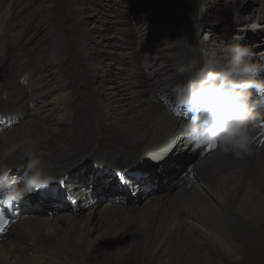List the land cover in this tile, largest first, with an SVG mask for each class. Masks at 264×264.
Masks as SVG:
<instances>
[{
	"label": "rangeland",
	"instance_id": "rangeland-1",
	"mask_svg": "<svg viewBox=\"0 0 264 264\" xmlns=\"http://www.w3.org/2000/svg\"><path fill=\"white\" fill-rule=\"evenodd\" d=\"M187 18L190 21L187 22L188 28L185 29ZM192 36L197 42H201L198 50L201 56L211 48L239 42L250 46L256 60L264 64V0H0V49L4 57L18 56L30 62L21 71L25 76L18 75L14 79L13 88L24 96L32 92H27L28 87L31 88L37 79L46 75L45 79H40L43 80L40 89L32 88L36 90L34 93H42L36 98L39 100L34 107L43 105L38 108L41 110L48 108L53 97L61 93L66 94L72 108L71 124L66 128L67 132L65 131L69 136L67 142L60 148L64 149L74 143L73 146L82 149L77 159L66 169L58 170L55 179L46 187L13 202L15 219L18 222L34 224L33 227L39 229L48 221L54 228L51 229V233L63 232L59 239L68 240L67 232H78L77 228L74 230L72 224L67 226L71 218L78 217L77 222L83 221L91 208L104 207L107 200L122 204L126 209L133 207V211L137 213L152 196L176 190L175 186H172V177L178 174L167 177L163 171L181 165L183 169L188 166L192 168L195 161V158L183 160L179 150L188 144H185L182 136L177 142L173 141L164 146L163 150H169V154L165 151L161 154L156 153L159 144L152 143V139L145 134L139 143L141 147H137L140 149L135 148V151L134 149L130 151L123 144L118 147H103L99 145L102 131L108 132L109 126L112 130L123 128L121 132L128 128L124 121H118L114 115L110 116V125L102 118L92 117L91 126L94 131L91 130L89 138L93 146L83 149L84 133L74 125L75 123L73 124V118L82 115L86 110H92V102L97 103L109 97V93L114 92L112 87L124 88L123 74L126 68L131 67V62L124 59H127L126 55L131 52L129 47L133 45L137 48L139 43L147 44L144 52L137 51V56L148 61L149 65L145 72L153 69L160 72L159 77L151 72L152 82L160 81V77L167 76L176 80L183 79L182 74L171 67L170 60L163 54L179 51L183 39ZM241 37L242 40L239 39ZM53 46L57 47L56 63L49 57V51ZM32 60H37V64L42 63L39 70H36L37 64H31ZM87 62L97 64L98 69L93 74L89 73ZM123 67L125 70H122ZM58 77L62 81V87L46 94L44 91L54 86ZM155 88L153 84L149 85L146 88V95L158 102L165 98V102L175 106L172 93L166 95V90L153 93ZM161 94L163 98H157ZM127 101H131V98L125 95V100L120 104L125 106ZM22 102L16 103L19 104L16 106L10 101L7 103L8 107H5L8 114L0 112L1 144L15 138V135L26 127L30 131L31 121H37V117L45 113L35 112L34 107ZM58 114L56 111L52 112L49 116L50 121L43 124L47 131H52L56 127L54 124ZM178 116L184 120V114ZM59 130L60 127L57 132ZM58 142L52 140L51 147L56 146ZM173 151L175 152L172 153ZM125 153L131 161L128 169H121V166L118 167L114 163V156ZM152 157H156L163 170L152 173L147 167L148 171L145 169L140 176L142 178L137 179L138 177L131 171L150 162ZM22 166L23 162L16 163L13 168L16 170L15 175L21 174ZM237 166L239 168V165ZM91 167L96 169L90 170ZM111 184L116 185V193L108 195L104 188ZM75 197H80V200L74 201ZM240 197L238 195L235 203L240 201ZM260 204L253 207L257 208ZM187 220L199 232H189L188 228L191 226H188L182 233L168 238L167 242L160 245L159 241L155 248L154 237L151 236L146 249L144 251L141 249V252L138 251L135 255L130 246L133 240L132 232L121 229L124 225L110 227L106 240L100 243L94 242L93 234L84 243L85 252L97 250L100 253L90 258L92 264H189L192 260H195V264H264V232H255L260 230L264 219L261 222L258 219L251 221L254 231L221 233L210 232L193 217L187 216ZM140 224L144 227L148 225L144 218ZM43 230L48 233V229ZM208 233H214L228 245L230 255L226 257L221 252L220 256L208 253L205 246L214 241ZM181 234L193 236L198 244L193 246L192 243H187L188 245L183 243L181 248L175 247L177 239L184 236ZM116 246L120 258L114 261L110 250ZM23 247L30 251L28 245ZM164 249L168 250L164 252ZM64 260L58 257L47 261V264H73L63 263Z\"/></svg>",
	"mask_w": 264,
	"mask_h": 264
},
{
	"label": "bare ground",
	"instance_id": "bare-ground-1",
	"mask_svg": "<svg viewBox=\"0 0 264 264\" xmlns=\"http://www.w3.org/2000/svg\"><path fill=\"white\" fill-rule=\"evenodd\" d=\"M190 19L185 20V29L188 28L187 22ZM189 43L195 46V50L198 53L201 42H197L192 36L186 37L185 40L183 39L179 51L163 54V56L170 60L171 67L177 69L185 60L186 53L189 57L193 54L188 48ZM135 46L129 47L131 52H128L129 54L126 55L127 59H124L126 62H131L130 69L126 68L123 74L125 80L123 82V85H125L124 88L112 87L114 92L109 93V97L97 103L92 102V110H86L82 115L73 118V124L75 123L74 125L84 133H82L84 136L83 149L93 146L89 138L91 130L94 131L91 126L92 117L102 118L103 121H107V125H110V116L114 115L118 121H124L128 128V130L125 129L124 132H121L123 128L112 130V127L110 129L109 126L108 132L102 131L101 137L99 138V145L103 147H118V145L123 144L130 151H133V149L135 151V148L140 149L137 147H141L139 143L142 142V137L144 138L143 134H145L152 139V143L159 144L156 153L161 154L165 151L163 149L166 144L169 145L173 141L177 142L178 138L180 139L182 136L179 123L183 122V118L181 119L178 116L179 114H183L182 111L176 105L172 106L170 105L171 103L165 102L166 99L161 97L163 94L157 97L159 99L163 98V101L159 102L146 95V88L151 84L156 87L153 89V93L166 90V95L171 94L172 86L178 80L167 76L164 78L160 77V81L152 82V73L159 77L160 72H155L154 69L145 72L144 70L149 63H147V59L138 58L137 56V51L144 52L147 44L139 43L137 48ZM56 53L57 47L53 46V49L49 51V57L55 63L58 59ZM28 63L30 64L28 60L19 58L18 56L14 58L4 57L0 49L1 114L3 112L8 114V109L5 107L10 101H13L15 104L23 101L22 103L25 105L34 107L39 100L36 98L42 93H34L33 91L40 89L39 87L42 86L41 81H43L40 79H45L46 75H42L40 79H37L31 88L28 87L27 92H32L24 94V96H22L21 92H16L15 88H13L14 79L18 75L25 76L21 74V71L28 66ZM37 63V60L31 61V64ZM87 63L89 73L93 74L98 69L97 64L93 62ZM41 64L35 66L36 70H39V67L41 68ZM125 67L122 70H125ZM61 85L62 81L58 77L56 84L44 92L48 94L53 90L60 89L62 87ZM125 95L131 98V101H127L125 103L126 105L122 106L120 102L125 100ZM16 106H19V104H16ZM40 106L43 105L34 107L33 110L35 112L44 111L45 113L37 117V121H31L30 131L26 127L18 132L15 138H10L9 142L4 144L0 143V158L7 157L9 162H21L17 145L25 135L31 134L33 137L41 139V147L46 153L45 159L51 162L53 171L56 174L58 170L61 168L66 169L68 165L77 159L82 149L79 146H73L74 143L66 146L64 149L60 148L67 142V137L69 136L66 133V128L71 124L72 108L67 95L61 93L57 97H53L48 104V108L41 110L38 108ZM259 110L264 112V105ZM54 111L59 113L54 124L56 127L52 131L50 129V131H47L46 126L43 124L46 121H50L49 116ZM126 113L127 115L125 116ZM79 124H81V127L79 126L80 128L78 127ZM59 127V131H62L63 134L61 132L59 133V131L57 132ZM52 140H58L59 142L56 146L51 147ZM257 140L258 142L254 146L253 153L245 156L243 158L244 160L235 159L229 154H221L215 149H210V152L207 147H205V150L204 148L196 149L185 140V144L188 145L182 146L179 151H181L183 160L185 159V161L190 158H195L192 168L188 166L183 169V165H181L180 167L170 170L165 169L163 171V173L167 174V177H172L175 173L178 174L176 177H172V186L176 188L174 192H163L160 195L152 196L144 203V208L137 213L133 211V207L126 209L122 204L119 205L114 201L107 200L104 202V207H98L97 209H94V207L91 208L83 218V221L79 220L77 222L79 219L77 217L78 219L71 218L68 223L66 222L67 226L72 224L71 226L74 230L76 228L78 229V232H67L68 240L59 239L63 232L51 233L53 226L48 221L44 223V227H39V229L33 227L34 224L18 222L15 219L16 211L12 203H10L9 207L5 209V213L9 215L10 220L8 226L0 233V257L2 258L0 259V264H47V261H52L58 257L65 259L63 263L92 264V259L90 258L94 254L100 255V253L97 250H92L90 253L85 252L86 247H84V243L86 240L95 234L94 242L99 241L100 243L102 240H106L110 227L115 228L120 225H124L121 229L132 232L133 240L130 246L135 255L138 251L141 252V249L142 251L146 249L147 242L151 236L154 237L153 248H155L159 241H161L160 245L162 242H167L168 238H172V236L180 232L182 233L183 229H187L188 226H191L188 228L189 232H199L197 229H194V226L189 224L187 216L195 218L201 225L214 233L254 231V227L251 226V221L258 219L261 222L264 219V143H261L264 137L260 136ZM88 151L89 149L86 152ZM169 152V150L165 151L167 154ZM84 155L87 156L88 154ZM114 157V163L118 167L121 166V169L129 168L131 158L126 153L118 154ZM237 165H239V168H237ZM147 167L152 170V173L163 170L156 157H152L150 162L143 164L141 167H135L131 172L138 177L137 179H140L142 178L140 177L142 172L145 169L147 170ZM93 169L95 170L96 167H91L90 170ZM13 171L15 174L16 170L13 169ZM107 186V188H104L106 194L113 195L116 193V185L111 184ZM238 195L241 196L240 201L235 203ZM77 200H80V197H75L74 201ZM259 203L261 204L257 208L253 207ZM93 217L97 218L94 219ZM142 218L148 223L146 227L140 224ZM78 223L80 224L77 225ZM260 226V230H255V232H264V223ZM45 228L48 229V233L43 232ZM214 233H208L210 238H214V241L212 240V244L205 246L207 252L217 256H220L221 253L224 256L230 255L229 246ZM79 235L80 237L78 238ZM181 235L184 236L177 239L175 247H180L183 243L186 245L192 243L193 246L198 244L197 239L193 236L187 234ZM4 242L7 243L4 244ZM26 245H28L30 251L23 247ZM166 250L168 249H164V252ZM110 255L114 261L120 258L117 246L110 250ZM195 259L197 260V258ZM189 264H195V260H192Z\"/></svg>",
	"mask_w": 264,
	"mask_h": 264
},
{
	"label": "clouds",
	"instance_id": "clouds-1",
	"mask_svg": "<svg viewBox=\"0 0 264 264\" xmlns=\"http://www.w3.org/2000/svg\"><path fill=\"white\" fill-rule=\"evenodd\" d=\"M188 48L193 54L186 53L176 69L184 78L171 89L173 103L184 114L182 138L196 149L214 145L235 159L251 155L264 134V112L259 110L264 105V64L239 42L211 48L203 56L194 45ZM41 143L31 134L19 141L20 175L13 173L15 161L0 158V201L17 202L55 179Z\"/></svg>",
	"mask_w": 264,
	"mask_h": 264
},
{
	"label": "snow or ice",
	"instance_id": "snow-or-ice-1",
	"mask_svg": "<svg viewBox=\"0 0 264 264\" xmlns=\"http://www.w3.org/2000/svg\"><path fill=\"white\" fill-rule=\"evenodd\" d=\"M262 127H264V125H262ZM262 137H264V134H262ZM261 143H264V140H261ZM207 148L210 150V149H213L214 148V145H209L207 146ZM10 203L9 202H5V201H0V231L3 230V227L5 225V217L3 215V212L5 209H7V207H9Z\"/></svg>",
	"mask_w": 264,
	"mask_h": 264
}]
</instances>
